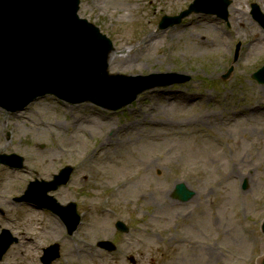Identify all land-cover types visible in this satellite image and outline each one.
Returning <instances> with one entry per match:
<instances>
[{"label": "rangeland", "instance_id": "1", "mask_svg": "<svg viewBox=\"0 0 264 264\" xmlns=\"http://www.w3.org/2000/svg\"><path fill=\"white\" fill-rule=\"evenodd\" d=\"M194 2L81 0L79 10L114 42L111 75L191 80L157 85L118 111L53 96L19 116L0 108V153L24 165L0 164V235L15 239L0 264H264V83L255 78L264 0H232L227 21L190 11ZM164 15L182 24L161 30ZM67 165L71 180L48 195L78 203L73 235L50 210L14 201ZM177 183L193 193L186 202ZM54 243L60 257L51 260ZM76 243L93 255L76 257Z\"/></svg>", "mask_w": 264, "mask_h": 264}, {"label": "water", "instance_id": "2", "mask_svg": "<svg viewBox=\"0 0 264 264\" xmlns=\"http://www.w3.org/2000/svg\"><path fill=\"white\" fill-rule=\"evenodd\" d=\"M226 3L224 0L219 8L215 2L211 5V0H195L190 11L220 12ZM78 9L79 0H0V106L21 110L37 96L50 92L71 101L91 99L117 108L144 89L166 85L174 78L182 81L183 75L178 74L145 78L109 75L112 41L81 19ZM181 17L166 16L160 27L167 28ZM256 77L264 80V68ZM142 82L144 87L138 89ZM115 93H119L118 99L111 105L109 98ZM0 162L21 166L6 156H1ZM70 173V167L63 169L49 182V190L66 183ZM176 191L183 200L193 194L184 183L178 184ZM53 208L58 211L55 205ZM72 218L75 228L78 217ZM11 242L4 243L3 251Z\"/></svg>", "mask_w": 264, "mask_h": 264}, {"label": "bare ground", "instance_id": "3", "mask_svg": "<svg viewBox=\"0 0 264 264\" xmlns=\"http://www.w3.org/2000/svg\"><path fill=\"white\" fill-rule=\"evenodd\" d=\"M149 36H151V35H149ZM132 50H134V49H132ZM132 50H131V52L130 53H132ZM128 56H130V54H128ZM105 142L106 143H111L110 141H109V139H107V140H105ZM37 242H35V244H36ZM76 249V252H75V256L76 257H78V258H81V257H83L84 258V255H86L85 257H87V256H89V255H93V252L91 251V252H87L86 250H84L83 249V247H81L80 249L79 248H75ZM84 252V254H82ZM79 254V255H78Z\"/></svg>", "mask_w": 264, "mask_h": 264}]
</instances>
